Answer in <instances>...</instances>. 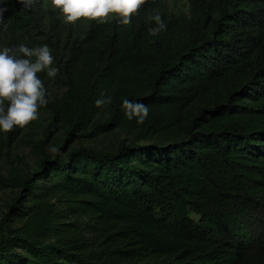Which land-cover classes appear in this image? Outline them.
Listing matches in <instances>:
<instances>
[{
    "label": "trees",
    "instance_id": "16d2710c",
    "mask_svg": "<svg viewBox=\"0 0 264 264\" xmlns=\"http://www.w3.org/2000/svg\"><path fill=\"white\" fill-rule=\"evenodd\" d=\"M168 2L147 0L125 25L8 0L0 47L46 44L59 69L39 74L64 90L42 109L70 135L125 139L16 182L0 264H264V0H186L179 17ZM102 94L112 102L97 108ZM125 98L148 105L143 124Z\"/></svg>",
    "mask_w": 264,
    "mask_h": 264
},
{
    "label": "clouds",
    "instance_id": "9594fccd",
    "mask_svg": "<svg viewBox=\"0 0 264 264\" xmlns=\"http://www.w3.org/2000/svg\"><path fill=\"white\" fill-rule=\"evenodd\" d=\"M25 9L34 7L35 0H19ZM147 0H51L52 7L59 9L67 23L87 18L105 22L110 14L121 24H129L133 14ZM8 0H0V25H3ZM148 32L157 36L166 30V22L159 12L147 16ZM7 27V25H3ZM54 56L48 45L29 47L20 43L13 47H0V132L8 133L14 127L23 128L39 119V109L49 103L48 92L39 74L55 78L59 69L54 66ZM95 101L100 108L110 104V95ZM125 117L141 125L149 115V107L140 101L125 98L121 103ZM52 152H58L53 147Z\"/></svg>",
    "mask_w": 264,
    "mask_h": 264
},
{
    "label": "rangeland",
    "instance_id": "374dc122",
    "mask_svg": "<svg viewBox=\"0 0 264 264\" xmlns=\"http://www.w3.org/2000/svg\"><path fill=\"white\" fill-rule=\"evenodd\" d=\"M51 3V0H45ZM168 13L185 16L188 13L186 0H169ZM49 103L58 102L63 96L61 88H47ZM39 119L21 128L17 140L5 147L0 145V242L6 237V213L17 200L19 189L16 182L30 178L38 172L44 161L63 160L72 150L84 148L92 151H113L125 136L114 133L102 137H89L82 133L69 134V127L61 117L55 118L51 110L39 109ZM3 139L5 134L2 132ZM55 147L58 152H52Z\"/></svg>",
    "mask_w": 264,
    "mask_h": 264
}]
</instances>
